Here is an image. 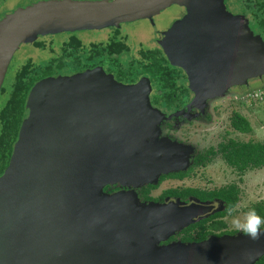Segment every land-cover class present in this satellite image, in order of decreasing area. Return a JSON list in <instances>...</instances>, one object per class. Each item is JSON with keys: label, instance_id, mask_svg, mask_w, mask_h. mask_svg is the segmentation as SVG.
<instances>
[{"label": "water", "instance_id": "obj_1", "mask_svg": "<svg viewBox=\"0 0 264 264\" xmlns=\"http://www.w3.org/2000/svg\"><path fill=\"white\" fill-rule=\"evenodd\" d=\"M171 5L184 6L194 27L196 17L210 31L207 16L214 11H207L209 3L202 1L194 7L186 0L47 1L16 10L0 21V85L6 64L27 35L29 40L37 33L118 27L151 19ZM217 6L214 29L228 45L223 50L232 67L214 70L213 83V74L189 70L187 87L193 95L188 105L197 106L210 93L264 71L260 36L244 20H231L222 1ZM222 23L231 25L226 35ZM182 59L201 61L195 53ZM206 65L197 64L205 71L215 67ZM149 91L148 80L144 86L141 81L124 84L99 66L71 77L47 76L31 86L25 101L28 117L21 121L0 175V264H254L264 254V237L252 241L245 235L153 249L143 236L163 237L208 206L173 199L136 207L125 191L103 192L106 181L120 179L114 171L131 172L137 163L133 154V163L118 170L116 152L144 151L140 157L149 166L142 174L139 170L136 180L182 167L180 158L169 155L179 150L169 139L142 145L156 134L157 123L172 115L164 116L150 104ZM29 118L35 119L33 129Z\"/></svg>", "mask_w": 264, "mask_h": 264}, {"label": "rangeland", "instance_id": "obj_2", "mask_svg": "<svg viewBox=\"0 0 264 264\" xmlns=\"http://www.w3.org/2000/svg\"><path fill=\"white\" fill-rule=\"evenodd\" d=\"M47 1H96V0H2L0 1V21L5 17L9 16L10 14H12L13 12H15L16 10L33 5L35 3L47 2ZM181 1L185 2V0H181ZM195 1H199V4L202 1L205 5L209 3L207 7V11L209 9L214 11V14L212 15L209 14L207 16L208 21H210L209 23L211 27L210 31L206 28V26L202 27L201 21H199L200 19L197 18L198 19L197 20L195 17L196 20L195 23L197 27H200L202 33L206 32V34H208L210 38L211 36L215 38L216 35V38L218 40H221V36L218 35V32L220 31L218 29L217 30L218 32H215L214 29L215 26L213 24V21H215L217 17L220 16V10L218 9L217 6V0H201V1L186 0V2L190 3L191 5L193 4V7L195 6ZM220 1H222V4L224 5V9L230 14L229 17L231 18V20H236V21L238 20L239 23L244 20L245 25L248 23L247 22L248 14L243 9V6L238 4L237 0H220ZM168 8L165 9L163 12H161L159 15H157L158 17L156 16L158 19L153 18V20L151 21L138 22L136 23L138 25L136 24H128V26L126 25L124 31L125 33L128 34V38L129 39L139 38L140 34H143V32L140 31L138 27L143 26L144 34L142 35V37L144 38V40L147 41V45L155 43L154 39L151 40L152 27H154V29L155 27L159 28L161 23L163 22L162 20L167 19V21H169L170 16H172V11L173 9H175V7L172 8L168 7ZM184 10H185L184 12L185 14L182 15L180 21H175L174 23H171L170 28H168L165 31H161V43L164 44L166 42L167 49L165 50L166 47H164L165 45L163 46V44H162L163 46L162 48L164 49L165 55H166V51H168L169 57H171L170 50L172 48H176L179 50V48H182V46L186 48V49L183 48V50L187 55L191 53H195L196 55L201 54L200 52H194L191 49V43L196 39V31L194 25L192 24L191 17L188 14L186 8ZM219 20L221 21L223 20V18H220ZM224 23L220 24L219 27L223 26L222 31L226 35L229 33L228 27H231V25H227ZM183 24L186 27H188L187 33L184 36H183ZM247 27L249 28L248 25ZM249 30L253 33V31L250 28ZM69 32L72 31H61L57 33H45V34L37 33L29 40L21 43L18 46V48L15 50V52L13 53V55L9 60V64L6 69L7 72L5 74L6 76L0 85V108L2 107L3 103L7 98L14 72L19 69V67L21 66V64H23L25 59L29 58L32 63H39L46 60L48 57H51L52 55L58 54L60 49L59 43L61 40L65 39L69 35L68 34ZM107 33H109L107 29L104 30L88 29V30L72 32V34H75V36L79 38L81 44L86 46L90 42L105 41L108 37ZM189 33L192 34L191 36L188 37ZM176 34H180V37H182L181 40L184 41L181 42L182 46L177 47L176 45H174L173 37L175 38ZM154 38H156V35ZM157 39L160 40L159 37H157ZM39 41L44 44L42 48L34 47L32 45V43ZM244 44H246V42ZM220 47H222V44H220ZM130 48H132V53L136 52V50L138 49V45L136 46L135 44H133V46ZM263 50H264V42H263ZM261 56L264 58V53H262ZM80 57L82 58V56ZM164 57L168 58L167 55ZM170 59H171L170 60L171 64H175V61L178 60V58H170ZM221 59H223L226 65L224 66L221 64L220 67L217 65L218 68L223 69L224 67L231 66V61L225 55H222ZM138 60L139 59L138 58L136 59V57H134L133 55L131 57H126L125 59L123 57L120 58V62H122V65L120 64V66H122V69L124 70L128 67L129 61H131L129 64L130 66L129 68L135 73L136 77L132 81H124V82L119 81V82L124 84H131L137 81H141V83L144 86L146 80H148L150 86V91H149V98H150V96L151 95L153 96L154 93L153 91L154 85L152 84L151 80L148 78L146 74L140 72L139 68L141 62L137 63ZM262 61H264V59ZM196 62L201 63V61L195 60V62H193V66L196 69L195 72L198 75L202 72H208L209 74L214 73L215 69L211 68L210 71H205L204 68L198 67ZM133 65H134V69H132ZM262 65L264 68V62ZM97 66L101 67V64L82 67V69L74 70L71 73H58L54 76L71 77L77 72H81L86 69H92ZM187 72L190 71L185 69L184 76L182 74L178 76L181 82H183L184 84L186 83L188 85L190 84V81H188V74H186ZM211 76L213 83L215 82V76L214 74ZM245 78L246 77H242L240 80ZM190 94L192 96L193 92L190 91ZM196 103L197 106H195V109L193 108L194 106L191 105L188 109L185 108L183 110H176L174 112H170L169 114L172 115L168 119H166V121L170 122L171 127L166 128L165 126H162V122L164 121V119L163 121L162 120L159 121L156 125L157 128L156 134L154 136L146 137L147 139H145V141L142 140V145L143 146L146 145L144 143H147V141L155 142L162 138L169 139V141L172 144H174L175 146H177V148H179V150L171 152L169 153V155L171 157L180 158L182 167L185 168L192 161V158L193 156H195L196 153H204V151L209 148H213L214 150H216L218 143L224 142L225 140L230 138L241 142H246V141L264 142V71L254 76H250L246 78L244 82H235L232 85H228L226 89L223 91L220 92L216 91L214 93H210L209 97H206L205 99H203V101H198ZM159 111L164 116L168 115L164 111L161 110ZM234 113L243 116L248 121L250 126L249 132L241 133L233 130V128L230 126V118ZM179 114H182V118ZM27 117H28V109L26 110L23 118H27ZM34 121H35L34 118L31 119L29 118V127L31 129H33ZM28 135L30 137L33 136L32 133H29ZM143 152L144 151L135 148L130 153H122L121 151L118 153L117 152L114 153L115 156L114 164L117 166L118 170L122 169L121 166H124L128 163H133L132 161L135 158L134 156H136L137 163L131 167L132 168L131 172L129 171L125 172L124 170L123 172L114 171V173L120 176V179L116 183L112 182L110 179L106 181L105 184L102 186V190L105 194L110 195L112 193L117 192V191H112L114 189L104 191V188L106 186H113L116 184L131 186L132 189L126 190L124 194L129 195L131 199L133 198L136 207H141L143 205V202L140 201L136 193V190L133 189H136L139 186H142L146 183H154L156 181L157 175L159 174L157 173L155 174L154 177H150L146 179L144 178H141L139 180L135 179L134 176L138 174L139 170L140 173L142 174L146 172L144 170V166L145 165L149 166V163L147 161H145L147 162L145 163L141 160L140 154H143ZM133 154L135 155L131 158V155ZM27 157H28L27 159L29 160L30 155H27ZM155 161L159 162L161 160L156 159ZM131 173H134V175ZM231 183L235 184L239 189L238 202L235 207L239 209L241 212L246 211V209L249 206L264 199V167L258 169L246 170L244 173L238 174L233 168L226 165V163L221 158L219 152H216L214 155L209 156L208 160L203 165H199V164L196 165L192 169L188 177L182 180L166 179L160 182L157 188L152 190L150 194L151 196H157L165 188H169L172 186L196 187L198 189L208 190V189L225 186ZM92 199L96 200L95 197H92ZM166 201L170 202L173 200H169V201L166 200ZM175 202L177 203V201ZM190 203L199 205V202L193 199H191L188 204ZM203 204H206V206H208L207 209L208 212H211L212 210H218L222 207V203L218 200H214L209 203H203ZM212 204H215L214 209H212ZM200 217L201 215H195L189 217L186 220V222L181 226L193 222ZM222 220L225 223V230H233L231 226L232 217L228 213L226 216L222 218ZM178 228H173L171 230L165 231L163 233L164 236L163 237L160 236L161 238L159 236L154 235L152 232L146 234L142 238L143 241L153 249H157L158 247H168V246L172 247L179 245L182 246V244L186 242L179 241L178 236L172 241L167 242L166 244L162 243V241L167 236L173 234ZM230 235L239 236L242 234L236 232ZM211 236L213 235H210L209 237ZM213 237H217V236H213Z\"/></svg>", "mask_w": 264, "mask_h": 264}, {"label": "trees", "instance_id": "obj_3", "mask_svg": "<svg viewBox=\"0 0 264 264\" xmlns=\"http://www.w3.org/2000/svg\"><path fill=\"white\" fill-rule=\"evenodd\" d=\"M237 2L248 10L250 16H252V25L264 42V0H237ZM32 45L42 48L44 44L39 41L32 43ZM126 49L123 43L113 40L105 44L90 43L86 46L81 44L76 36L68 35L67 38L60 42L58 54L52 55L39 63H32L29 58L25 59L19 69L14 72L7 98L0 108V175L8 164L13 144L17 139L18 130L26 112V97L31 86L38 79L54 76L58 73H71L74 70L82 69V67L96 64H101L108 71H113L115 78L119 80L132 81L136 75L129 68L131 61H129L128 67L124 70L120 66V64L122 65L120 58H117V54ZM140 55L142 57L137 63L141 62L140 72L146 74L155 87L154 98H163L168 106L172 104L174 107H178L180 104L188 101L189 88H184L176 80L174 68L168 66L166 59H164L161 53H158L154 49H147L140 52ZM132 69H134V65ZM230 126L237 132L246 133L250 131L248 121L237 113L231 116ZM216 152H219L226 165L233 168L238 174H242L246 170L264 167V142H241L231 138L218 143L216 150L209 148L203 154L196 153L194 164L203 165L208 160V157L214 155ZM186 174L185 170L170 173L167 176L180 178ZM163 177L165 176H161L157 181L160 182ZM148 186L151 187V185ZM172 192L169 191L168 193ZM186 192H193L200 199L217 198L223 202V209L209 217L211 218L223 217L228 213L229 206L236 205L239 189L235 184L231 183L210 190L197 191L196 189H188ZM249 208H255L264 217V199L252 204L247 209ZM220 226H224V222L221 219L211 222L203 219L189 224L183 231L188 242H199L204 240L206 235L211 233L212 230ZM193 230L196 235L195 239L198 241H190L192 239L189 233ZM254 264H264V254Z\"/></svg>", "mask_w": 264, "mask_h": 264}, {"label": "flooded vegetation", "instance_id": "obj_4", "mask_svg": "<svg viewBox=\"0 0 264 264\" xmlns=\"http://www.w3.org/2000/svg\"><path fill=\"white\" fill-rule=\"evenodd\" d=\"M169 7L170 8L175 7V9H173V11H172V16H170L169 21H167V19L166 20H162L163 22L161 23V25H160L159 28L158 27L157 28L155 27V29H154V27H152V31H151L152 38H151V40H153V39L155 40V43H153V44L147 45V41L144 40V38L142 37V35L144 34L143 26L142 27H138L139 30L143 32V34H140V37L139 38H135V39H129L128 38V34L125 33V31H124V28H125L126 25L128 26V24H136L138 22L151 21V20H153V18H157L158 17L157 15H159L161 12H163L168 7L165 8L164 10H162L161 12L155 14L151 19H140V20H136V21H132V22L121 23L118 27H106V28L96 29V30H102V29L104 30V29H107L108 32H109V33H107V36L108 37L103 42H90V43H102V44H105V43H107L110 40L118 41V42L123 43L126 46L127 49L126 50H123L119 54H117L118 55L117 58H122L123 57L125 59L126 57H131L133 55L134 57H136V59L137 58L140 59L142 57L140 55V52H143V51H145L147 49H154L158 53H161V55L163 57L167 55L168 58H165L164 57V59H166V61L168 63V66L174 68V71L176 72V77H177L176 80L179 81V83L182 84V86L185 88L188 85L186 83L184 84L183 82H181V80L179 79V76L181 74L184 76V70L185 69L186 70H191L192 68H195V67L193 66V62L194 61L191 60L192 61L191 62V61L182 59V55L186 54L184 52V50H183V48L184 49H186V48L184 46H182V43H181V42H184V41L181 40L182 37H180V34H176L175 38L173 37V43H174V45H176L177 47L182 46V48H179V50L176 49V48H172L170 50L171 57H169L168 51H166V55L164 54V49L162 47L164 45H165L164 47H166V42L164 44L161 43V31H165L168 28H170L171 27V23H174L175 21H180L182 15L185 14L184 13L185 12V10H184L185 8H184V6H179V5H171ZM243 9L248 14V21H247L248 23H247V25L253 31L254 34H258V32H256V30L254 29V27L252 25V20H251L252 19V16H250L248 10L244 6H243ZM165 24H166V27H165ZM136 25H138V24H136ZM201 26L202 27L204 26V22H202V21H201ZM194 28H195V31H196V39H195V41H193L191 43V49H192V51H194V52H200L201 54H199L198 56L201 59V63H204L205 65H206V62L208 63V65L209 64H214L215 67H213V68L216 70L218 68L217 65L220 67L221 64L222 65L224 64L223 59H221V56L222 55H225L227 58L229 57L224 52L225 46L228 47V45H225V42H224V40H222V38H221V40H218L216 38V35H215V38L213 36H211V38H210L209 35L206 34V32L205 33H202V31L200 30V27H197V25ZM81 30H88V29H81ZM81 30H74L72 32L81 31ZM187 30H188V27H186L183 24V36L187 33ZM72 32H69L68 34L75 36V34H72ZM191 34L192 33H189L188 34V37L191 36ZM155 35H156V38H154ZM218 35H221V34H218ZM157 37H159L160 40H158ZM133 44H135L136 46L138 45V49L136 50V52H133L134 54L132 53V48H130V47L133 46ZM162 44H163V46H162ZM220 44H222V47H220ZM59 45H60V43H59ZM166 49H167V47L165 48V50ZM191 54H189V55H191ZM170 58H179L182 61H179V59L176 60V61H178L180 63L179 65L171 64L170 63V60H171ZM190 58H193V57H190ZM203 60H205V62H203ZM196 64H198V63L196 62ZM101 68L103 69V71L108 72V73H111L113 75V77L115 78L113 71H108L107 68L106 67H103V66H101ZM115 79L117 81H122V82L125 81L123 79L122 80H119L117 78H115ZM153 91L155 93V87H154ZM188 95H189L188 101L184 102L183 104H180L178 107H174L172 104L170 105L171 107L168 106L167 103H166V101L163 98L156 99V98H154V96L151 95L149 99H150V102H151L152 106H154V107L158 108L159 110L164 111L165 113L169 114L170 112H174L176 110H183L185 108L188 109L192 105V104L191 105H188V102H189V100L191 98V94H190V91L189 90H188ZM193 108L195 109V106ZM179 115L182 118V114H179ZM162 126H165L166 128L171 127L170 126V122L166 121V119L162 122ZM195 156H196V154H195ZM195 156H193L192 161L185 168L181 167V168L176 169L174 171H168L166 173H160L157 176L156 181L154 183H146V184H144L142 186H139L136 189H133V190H136V193H137V195H138V197H139V199H140L141 202L152 201L154 203L160 204V203L164 202L165 200H168L169 201V200H173V199L176 200L177 199L179 202H181L183 204H188L190 202V200L193 199V200H196L199 203H209V202L214 201V200H218V201H220L222 203V207L220 209H218V210H212L211 212L206 211V212L197 214V215H201V217L198 218L197 220L193 221V222L187 223L184 226L179 227L173 234L167 236L162 241V243H165L166 244L167 242H170L173 239H175L177 236H178V240L179 241H181V242L187 241L186 238H185V232L183 230L189 224H193V223L199 222V221H201L203 219H206L207 222H211V221L219 220V219L222 220V218L227 215V214H225L223 217H211V218H209L210 216H213L214 213H216V212H218V211H220V210L223 209V207H224L223 202L221 200L217 199V198H213V199H200V197H197L193 192H186V190H188V189L189 190H195L196 189L197 191L198 190L199 191L200 190H203L204 191V189H198L196 187H186V186H182V187L172 186V187H169V188H165L157 196H151V194H150L151 191L154 190L155 188H157V186L159 185L160 182H162V181H164L166 179L182 180V179L188 177L189 174H190V172L192 171V169L196 165H198V164H194ZM185 170H186L187 174L186 175H183L180 178L175 177V176H167V174L175 173V172H182V171H185ZM161 176H165V177H163V179L160 182H158L157 180H159L158 178H160ZM148 185H151V187H149ZM111 189H114L112 191H120V190L121 191H126L128 189L129 190L132 189V187L131 186L117 185L116 184V185H113V186H106L104 188V191L111 190ZM208 190H210V189H208ZM169 191H173L174 194H173V192L172 193H168ZM214 207H215V204H212V209H214ZM231 232H233V234L236 233L234 230H225V223H224V226H222V227L220 226L219 228H216L215 230H212V232L209 233L208 235H206L205 238L209 237L210 235L217 236V237L218 236H221V235H226V234L227 235H230ZM189 236L192 239L190 241H198V240L195 239L196 238V235H195L194 230L189 233Z\"/></svg>", "mask_w": 264, "mask_h": 264}, {"label": "clouds", "instance_id": "obj_5", "mask_svg": "<svg viewBox=\"0 0 264 264\" xmlns=\"http://www.w3.org/2000/svg\"><path fill=\"white\" fill-rule=\"evenodd\" d=\"M228 214L232 217L231 226L235 232L258 241L264 237V217L255 208L241 212L235 206L228 207Z\"/></svg>", "mask_w": 264, "mask_h": 264}, {"label": "bare ground", "instance_id": "obj_6", "mask_svg": "<svg viewBox=\"0 0 264 264\" xmlns=\"http://www.w3.org/2000/svg\"><path fill=\"white\" fill-rule=\"evenodd\" d=\"M28 37H29V35H27L26 37H24L23 42H24ZM27 40H28V39H27ZM23 42H22V43H23ZM20 44H21V42L19 43V45H20ZM12 55H13V54H12ZM12 55H11V56H12ZM10 58H11V57H10ZM8 64H9V61H8V63L6 64V68H7ZM6 72H7V70L4 71V73H3V75H2L3 77H2L1 83H2L3 79H4L5 76H6V75H5Z\"/></svg>", "mask_w": 264, "mask_h": 264}]
</instances>
